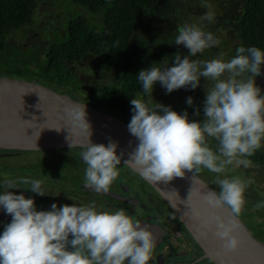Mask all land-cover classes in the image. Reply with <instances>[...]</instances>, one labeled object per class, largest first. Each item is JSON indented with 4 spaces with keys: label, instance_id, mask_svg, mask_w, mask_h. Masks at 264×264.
Listing matches in <instances>:
<instances>
[{
    "label": "clouds",
    "instance_id": "clouds-1",
    "mask_svg": "<svg viewBox=\"0 0 264 264\" xmlns=\"http://www.w3.org/2000/svg\"><path fill=\"white\" fill-rule=\"evenodd\" d=\"M203 6L209 10L199 23H185L177 28L175 45H183L189 54H174V66H169L165 58L159 63L166 66L153 63L137 74L143 96L130 101L133 115L128 130L138 144L129 160L152 182L167 184L185 177L186 172L198 173L201 168L221 174L233 163L247 166V157L264 142V94L256 84L264 65V51L241 46L228 61L222 54L212 60L192 59L219 44L203 23L213 22L215 13L206 0ZM201 77L213 82L211 88L206 87L202 122L190 121L186 110L178 113L153 98L157 82L171 93L180 88L196 89ZM187 104L193 105L192 97ZM65 112L73 126H86L89 131L81 153L87 166L85 186L107 192L120 175L118 166L123 153L117 155L118 143L90 141V125L83 106L68 107ZM195 114L200 115L198 109ZM210 138L218 142L216 150L209 146ZM253 182L251 178L219 175L214 180L219 191L211 190L203 199L212 209H229L227 217L193 209L203 229L215 225V237L223 241L227 252H235L241 246L236 218L247 203L245 193ZM42 185V180L24 177L4 181L0 209L12 219L0 234V264H149L156 243L154 234L126 210L98 211L94 202L59 207L53 203L50 210H37L33 198L9 191L25 189L45 196ZM254 207H264V201Z\"/></svg>",
    "mask_w": 264,
    "mask_h": 264
},
{
    "label": "trees",
    "instance_id": "trees-1",
    "mask_svg": "<svg viewBox=\"0 0 264 264\" xmlns=\"http://www.w3.org/2000/svg\"><path fill=\"white\" fill-rule=\"evenodd\" d=\"M64 1L68 0L60 3ZM69 1L68 19L58 20L61 29L52 24L49 36L38 40L41 31L35 13L40 0H0V76L48 84L129 123L133 115L130 101L143 94L138 72L153 63L162 67L159 62L165 58L172 63L174 54L186 56L189 52L183 45H175L177 28L183 25L178 0ZM229 10L219 23L234 38L232 57L241 46L264 51V0H242L237 9ZM25 30L28 33L22 39L16 37ZM89 59L95 64L91 70L110 74V82L88 86L80 81L76 69ZM192 108L184 103L174 111L193 114L196 110ZM263 153L260 148L250 157L261 159ZM207 171L209 177L205 173L201 177L218 192L211 182L218 174Z\"/></svg>",
    "mask_w": 264,
    "mask_h": 264
},
{
    "label": "water",
    "instance_id": "water-1",
    "mask_svg": "<svg viewBox=\"0 0 264 264\" xmlns=\"http://www.w3.org/2000/svg\"><path fill=\"white\" fill-rule=\"evenodd\" d=\"M77 105L83 106L86 112L90 141L104 145L110 140L118 143L117 155L123 153L121 162L145 179L168 203L201 246L204 257L214 264H264V243L251 233L240 216L236 221L242 243L235 252L223 249V241L215 237V225L210 229L201 227L202 221L194 216L193 209L224 217L230 215V210L212 209L205 203L203 196L215 189L199 174L186 172L185 177L175 178L167 184L144 178L134 162L129 160L138 140L130 134L128 122L48 84L0 76V148L85 147L89 135L87 127L73 126L65 112L66 108Z\"/></svg>",
    "mask_w": 264,
    "mask_h": 264
},
{
    "label": "flooded vegetation",
    "instance_id": "flooded-vegetation-1",
    "mask_svg": "<svg viewBox=\"0 0 264 264\" xmlns=\"http://www.w3.org/2000/svg\"><path fill=\"white\" fill-rule=\"evenodd\" d=\"M261 66V74L256 77V84L264 94V65ZM195 117V121H198L202 116ZM84 150L85 147L28 150L0 148V192L4 190L3 183L7 179L18 181L24 177L42 180L45 196L25 189L9 191L33 198L37 210H50L53 203L59 207L64 204L87 205L93 202L98 211L126 210L134 219L147 225L154 234L156 243L149 264H214L203 256V249L168 203L145 179L124 163L121 162L118 166L120 175L107 192H96L86 187L87 166L81 157ZM247 159L249 164L254 165L250 170L253 171L255 179L264 184V153L261 159ZM259 160L262 161L261 164L258 163ZM21 186L26 189L30 187ZM246 195L248 196L247 193ZM247 196L246 217L256 220L252 211H256L253 206L258 203V199L255 195ZM243 214L240 215L241 218ZM11 219L10 215L0 209V234ZM242 220L245 222V219ZM247 227L249 228L248 225ZM249 230L251 231L250 228ZM251 233L253 234L252 231ZM257 239L264 243V239Z\"/></svg>",
    "mask_w": 264,
    "mask_h": 264
},
{
    "label": "rangeland",
    "instance_id": "rangeland-1",
    "mask_svg": "<svg viewBox=\"0 0 264 264\" xmlns=\"http://www.w3.org/2000/svg\"><path fill=\"white\" fill-rule=\"evenodd\" d=\"M54 2L51 3V0H40L39 6L37 8V11L35 13V18L38 20V27L37 29L41 31V33L38 34L39 39L41 40L44 38L46 39L48 35L47 31L50 30V25H54L55 27L61 29L62 22L58 21L61 19L63 22L68 19V15L70 13V1H64L63 3H60L61 0H53ZM242 0H206L207 4L211 5V10L215 13V19L213 22L209 23L207 21H204L205 30L211 31L216 38L219 40V44L217 46H213L209 49H206L202 54H197L196 57H193L192 59H202V60H212L215 58H218L223 56V59L225 61L230 60L232 57V51L234 47V38H232L228 32L221 29V25L219 22L220 18L224 17V13L228 12L229 14L231 11L229 9L236 8L240 5ZM205 3V0H178V7L180 11V18L181 22L183 24L185 23H199V18L203 16L209 9L205 6H203ZM67 16V17H66ZM228 17V16H225ZM34 28L36 25L33 26ZM46 31V32H45ZM43 32V33H42ZM28 32L27 30L21 31L17 33L16 37L18 38V35H21V39L24 35H26ZM53 37H56V34L53 33ZM27 39L24 40V43ZM50 41V39H49ZM23 49V48H22ZM189 51V50H188ZM189 52H187V55ZM231 54V55H230ZM7 60L5 57H1ZM169 66H173L171 63H167ZM95 65L92 60H88L83 62L79 67L76 69L77 77L80 79V81L84 82L85 84L93 85L96 83H108L110 82V74H103V70H91ZM166 65H163L164 67ZM262 67V66H261ZM249 74L245 73V76H248ZM13 77V76H10ZM213 85V82L211 80H206L205 78L201 77L200 85L196 89L188 88H180L177 90H174L171 93H168L165 88H163L160 84V82H157L154 85L153 90V98L155 102L163 104L165 106H171L172 110L174 108H180V105L187 104V99L189 97L193 98V107L192 109L199 110L200 115H203L202 108H204V102L206 99V87L211 88ZM87 91V90H86ZM95 95H93L92 99H94ZM143 96V94L141 95ZM190 106V105H189ZM131 113L132 110H130ZM184 113V112H183ZM181 112V114H183ZM188 113V111H187ZM196 113V112H195ZM195 113L190 114L188 113L189 120L195 121ZM204 117H200L198 121L202 122ZM213 142V143H212ZM209 146L216 150L218 147V142L214 139L208 140ZM262 147L264 148V142H262ZM250 162V161H249ZM256 166V165H255ZM253 164H248L247 166L244 165H237L235 163L227 165L225 172L218 174L220 177H227L231 178L233 176H238L243 179L251 178L254 182L248 187L245 193V196L249 197L252 195H255L258 199V202L264 201V184L261 182H258L255 179V176L253 174V171L250 169H253ZM204 171V172H203ZM205 173V176L207 175L209 177V172L201 168V170L198 172V174L201 176ZM212 175V173H211ZM214 183V180L211 181ZM255 206V205H254ZM253 206V209L255 207ZM248 207V206H247ZM249 210V208H248ZM256 214H255V213ZM252 211L253 216H256V220H253L254 218H247L246 213L243 214V210L241 212L242 218L245 219V222L253 232V234L256 235L259 239H264V229L262 228L264 226V207H261L259 209H256ZM261 228V230H259Z\"/></svg>",
    "mask_w": 264,
    "mask_h": 264
}]
</instances>
